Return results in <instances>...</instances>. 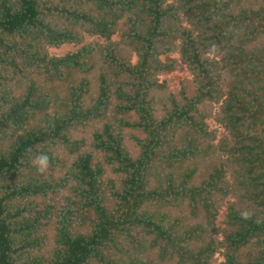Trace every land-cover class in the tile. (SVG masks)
<instances>
[{"label":"trees","instance_id":"trees-1","mask_svg":"<svg viewBox=\"0 0 264 264\" xmlns=\"http://www.w3.org/2000/svg\"><path fill=\"white\" fill-rule=\"evenodd\" d=\"M0 264H264V0H0Z\"/></svg>","mask_w":264,"mask_h":264},{"label":"rangeland","instance_id":"rangeland-1","mask_svg":"<svg viewBox=\"0 0 264 264\" xmlns=\"http://www.w3.org/2000/svg\"><path fill=\"white\" fill-rule=\"evenodd\" d=\"M71 51L70 47L66 46L59 50H54L53 53L58 55H64L65 53ZM173 58V57H172ZM165 79H173L175 82H179V79L181 80H188L191 81L192 76L190 75V72L187 70V68L184 65H179L177 69H175L173 72L168 74ZM194 88L191 85V94H193Z\"/></svg>","mask_w":264,"mask_h":264},{"label":"clouds","instance_id":"clouds-1","mask_svg":"<svg viewBox=\"0 0 264 264\" xmlns=\"http://www.w3.org/2000/svg\"><path fill=\"white\" fill-rule=\"evenodd\" d=\"M34 165L38 168L39 171H44L49 164L48 157L45 155L38 156L34 161Z\"/></svg>","mask_w":264,"mask_h":264}]
</instances>
